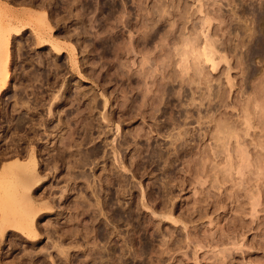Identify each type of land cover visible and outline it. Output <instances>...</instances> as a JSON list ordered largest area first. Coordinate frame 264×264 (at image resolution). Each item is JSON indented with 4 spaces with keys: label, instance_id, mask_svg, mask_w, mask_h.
I'll list each match as a JSON object with an SVG mask.
<instances>
[{
    "label": "rangeland",
    "instance_id": "1",
    "mask_svg": "<svg viewBox=\"0 0 264 264\" xmlns=\"http://www.w3.org/2000/svg\"><path fill=\"white\" fill-rule=\"evenodd\" d=\"M83 1L91 8L83 24H77L73 16L80 12L82 3L75 4L73 16H68L61 9L68 0H57V8L46 0H0V41L5 30L11 29L4 37L13 55L12 79L0 91V220L11 200L9 194L14 192L11 188L17 184L11 172H4L2 167L19 160L16 153H22V159L26 160L25 150L32 146L60 147L61 141L50 133L63 124L64 131L59 136H67L66 124L72 123L74 127L78 107L73 101L75 93L80 89L99 93L103 90L97 79L101 73L99 64L105 63L108 68L114 57L105 60L99 47L91 48L99 43L96 35L101 22H106L118 44L130 50L121 61L135 63L136 74L130 82L111 68L105 93L111 103L107 113L113 114L114 122L105 126L109 132L105 138L95 132L90 145L106 147L109 160L107 164L96 161L94 181L98 189L100 181L111 180L107 190L116 193L119 178L103 172L108 167L123 174L127 193L106 208L105 218L98 210L79 218V212L70 209L60 218L50 217L46 211L36 218L38 224L34 229L38 237L32 232L26 235L8 228L9 237L0 247V263L68 264L65 257H59L61 249L70 250L69 264H101L98 259L94 263L90 256L98 258L97 254L106 246L107 249L122 246L125 257L116 252L106 262L112 259L117 264L122 258L119 264H264V57L252 60L257 76L250 78L244 64L247 48L241 46L249 43L255 25L254 14L249 13L264 4V0H105L107 4L104 0ZM111 7L117 9L115 18L109 14ZM243 9L250 11L246 15ZM37 16L50 18L51 33L45 22L31 19ZM63 17L67 20H62ZM83 30L88 36H76ZM56 43L64 47L60 54L52 47ZM54 52L60 57L58 65L64 82L51 92L46 90L49 85L46 74L54 68ZM88 54L91 62L99 65L97 68L84 65ZM73 58L78 59V66L71 63ZM43 60H50L52 67L48 68L49 63L44 64ZM144 61L147 75H156L155 85L152 78L146 81L139 73ZM164 77L170 81L166 89L173 93L169 99L162 88ZM68 83L72 89L64 114L53 118L48 114L50 104H54L50 94H61ZM150 87L155 102L169 100L171 116L178 117L183 112L180 128L159 131L170 114L166 117L159 114L157 122L139 116L143 94ZM121 88L127 90L130 100L135 97L138 101L129 114L118 112L115 96L122 102ZM133 88L137 90L134 94ZM72 115L74 118L69 121ZM21 116L30 123L24 129L17 126ZM40 122H46L48 130ZM185 131L189 133L186 152L182 151L175 160L177 155L171 144ZM137 134L151 137L150 142L147 136L140 139ZM126 135L130 147L119 150ZM39 136L41 141H37ZM139 147L143 152L136 155ZM153 150L170 157L173 167L168 168L169 162L151 164ZM41 158L45 162L48 156L44 154ZM65 174L62 165L55 174L50 170L43 174L44 183L35 187L37 198L45 197L41 203L53 199L60 205L64 201L62 191H68L67 206L77 203L78 197L82 200L84 184L70 182ZM56 203L55 209L60 210ZM116 210H123L126 220L115 222ZM90 215L95 216L98 230L109 232L108 243L101 242L95 234H87ZM72 217L76 222L67 224ZM74 228L84 233L70 239ZM131 240L132 244L127 243ZM27 250L41 257L35 256L30 262L25 258Z\"/></svg>",
    "mask_w": 264,
    "mask_h": 264
},
{
    "label": "bare ground",
    "instance_id": "2",
    "mask_svg": "<svg viewBox=\"0 0 264 264\" xmlns=\"http://www.w3.org/2000/svg\"><path fill=\"white\" fill-rule=\"evenodd\" d=\"M46 1L53 8H57V5H58L57 0H46ZM106 1H105V3H106ZM81 3H82V5L80 7L81 9L79 10L80 12H78V14L76 16H73L72 15L73 6H75V4L77 5V4H81ZM64 5H66V7L61 8V9H64L67 12L68 16L76 17L77 24H83L85 14L89 11V8H91V6H89L87 4L84 5L83 0H72V1L68 0V2ZM116 10H115V7H111V9L109 10V12H110L109 14L113 15V17H114V13L116 12ZM249 11H250L249 9H243V13L246 15H247V13H249ZM249 14H254V19H255L254 24L255 25H254V28L252 29V31L250 32V35H249L250 39L248 38L249 43L246 42L247 44L244 43L241 46H242V48H247V51L245 53L246 55L244 56L245 57L244 58V64H246L245 66L247 67L246 70L248 71V77L252 78V76H254V75L257 76L256 69H254L251 65L252 60L254 58L264 57V4H261L258 8H254L252 10V12L250 11ZM246 15H244V16H246ZM109 16H108V20H110ZM65 18L63 17L62 20H67ZM31 19L34 21H37V22L38 21L39 22H45L46 23L45 27L47 28V30L50 33L52 32L53 28H52V25L50 24V18H48L47 16H39V17L37 16V18L31 17ZM111 19H112V16H111ZM121 19H123V18H121ZM103 24H102V22H101V24H99V26H98L99 30L97 31V35H96V40H98L99 43L97 42V43L93 44V46H91V48L92 47L93 48L99 47V49L102 50L103 58L109 57V56L114 57V59L111 61L112 64L108 68L105 67V66H107L105 63L103 65L99 64L100 65L99 69L101 68V70H100L101 73H100V75L97 76V79H98L99 83H101L100 84L101 89H103V90H100V93L99 92H93V91L92 92L84 91L81 89L79 91L77 90L78 92L75 93L74 99H73V101L77 102V105H78V107L75 109V111L77 112L76 117L74 118L75 114H74V116L72 115L73 117L71 119H69L71 116L69 118L66 117L67 119H69V121H71L74 118V121H73L74 127L72 126L73 125L72 123L66 124L67 128H65V129L67 130L66 131L67 136H59V134H61L64 131V128H63L64 125L63 124L56 126L54 128L55 130L54 131L52 130V133H50L52 135V137H54L58 141H61L60 147L56 146L52 149V148H50V146L44 145L43 147H40V149H38V148H33V146L32 147L29 146L31 148H29L28 150L27 149L25 150L26 160L22 159V156H21L22 153L21 154L16 153L15 156H17V158L19 160H17L14 164H11L8 166L4 165V167H2L4 172H6V173L8 172V174L11 172V174L13 175V177L16 178V181H17V184L13 185L11 188V190L13 189L12 191H14V192L9 194L11 200H8L9 202L7 204V207H6V211L3 212L2 218L0 220V247H2V248H3V244L5 243V241L9 237V235L7 234L8 228L13 227L14 229H17L18 231L20 230L22 232H26L27 233L26 235H28V232H30V233L32 232L34 237H38L37 235L39 233L36 234L37 233L35 230L36 228L34 229V227H36L38 224L37 216H39L41 213L43 214V212L47 211L48 214L50 212V214H51L50 217L52 215H54V216H57V218H60L67 209H70L71 212H72V210L78 211L79 212L78 218H79L80 216L82 217V215L84 216L86 214H89V212L95 213V210H98V212L101 213V215L105 218L107 216L106 215V208L109 206L111 207V205L114 204L115 199L119 200L123 194L127 193V184L125 183L126 181L124 179L125 177L119 171L115 172L111 169H108V167H107V169H108V171H107L106 168H103V172H108L109 174H112V175L114 174L116 177L119 178V179L118 178L117 179H118V182L120 184V187L117 189L116 193H114V194L111 193L110 190L109 191L107 190V186H111V184H112L111 180L107 179L104 181H100V188H98V189L96 188L95 181H94L95 173L93 170H94V166L96 164V161L101 160V161L106 163L107 160H109V155L107 154L106 147L95 146V147L91 148L90 145L92 142V137L95 135V132L98 134H102L103 137L107 136L109 134V132L107 131L106 127L107 126L110 127L114 122L113 114L107 113L108 112L107 108L111 107V103L107 99V96L105 93V87L107 86L106 82L109 81L108 77L110 76L111 68L114 67V69L116 71L115 73L117 75H120V76L122 75L121 77L127 78V80L130 82H132V77L136 74V71L134 70L135 63L131 64L128 62H122L121 61L122 57H125L126 55L130 54V50L129 49L125 50V48L123 46H121V44H118L117 43L118 40L115 39V36L114 35L112 36L111 31H109L106 28V22H103ZM12 25H13V23H12ZM10 30H5L6 33L4 32V34L6 35L7 31L10 32ZM113 30H114V28H113ZM16 32H17V30H16ZM65 33L69 34L68 31ZM5 35H3L4 39H1V41H0L1 42L0 43V91L3 88V86H5V84L8 81H11V79H12V65L11 64H13V55L11 54V51H10L11 48H9V41L7 40V38L5 40V37H4ZM81 35L88 36V32L86 30L78 31L76 36L81 37ZM49 37H51V35ZM72 37H74V36H72ZM109 37H112L110 41L108 39ZM2 40L3 41L5 40V41L3 42ZM40 41L41 40H39V42ZM41 42H43V41H41ZM52 47H54L55 51L58 54H60L62 51H64V47L59 43L53 44ZM74 52H75V49H72V53H74ZM57 53L54 52L55 58L53 57L54 59L52 61L53 67L55 69L50 68L49 74L48 73L46 74V78H47L46 82L47 81L49 82V85L47 84L48 87L46 90H49L51 92L57 86H59L60 82H64L62 79L63 76L60 74L61 66L58 65V64H60L58 62L60 60V57L58 56ZM89 56H90V54H88L84 58V59H86V62H84L85 63L84 65L86 66V68H89L90 66L97 68L99 65L96 64V62H91L92 59ZM103 58H102V60H103ZM106 59L107 58H105V60ZM47 60L46 61L43 60V63L44 64H45V62L49 63V64H46V65H48V68L52 67V65L49 66L50 60H49V62ZM77 60L75 58H73V60L71 61L73 66L79 65ZM102 60H100V62ZM97 63H99V62H97ZM146 65H147L146 61L141 63L142 69L140 70L139 73L142 76V78H144V80H146V81H147V79L152 78V80H153L152 84L155 85L156 75H154L153 73H149V75H147L148 73L146 72V69H145ZM46 68H47V66H46ZM52 69H54V70H52ZM91 71L93 73H95L96 69L91 68ZM84 72H86V69ZM80 73L81 72H79V74ZM167 80L168 79L166 77H164L162 79V88H163L164 94L167 95L168 99H169L171 96H173V93L171 92L170 89H166V86L170 83V81H167ZM102 83H104V84H102ZM60 87L61 88L64 87V84H62ZM71 89H72V85L68 83L67 85H65L63 92L61 91L62 92L61 94H54V95L50 94V100L54 103L52 106L50 104V110H48L49 111L48 114H52L51 117L58 118L57 116H59L60 114L61 115L64 114L63 113L65 111L64 107H66L68 102H69L70 97H68V93H71ZM136 91L137 90L135 88H133L131 93L134 94V92H136ZM153 94H154L153 88H151V87L147 88L146 92L143 94L144 99H143V102L141 104L142 110L141 111L139 110L140 111L139 116H141L144 119H149L150 121H156L157 122L159 119V114H162V116H164V117H166L167 115L170 114L168 112V108H170V107H168V106H170L171 103L169 102V100L166 102H164L163 100H159L157 103L153 99L154 98ZM119 96H120V98H122V102H120L119 97L117 98V96H115L117 103H119V105L117 106L119 108L118 112L120 114H124V113L129 114L130 111H132V108H135V104L138 102L137 99L135 97H133L130 100V98L128 97L127 90L123 89V88L120 89V95ZM150 97H152V98H150ZM150 99H151V101H150ZM60 111H62V112L60 113ZM70 112H71V108H70ZM127 112H129V113H127ZM179 114L180 115L178 117L177 116L173 117V116H171V114L169 117L167 116V120L163 125L164 127H161L159 131L164 130V129H169V127L180 128L181 127L180 119L183 118L184 114H183V112H179ZM124 116L125 115H121V117H124ZM59 118H60V123H62L61 122V119H62L61 116ZM66 118H64V119H66ZM69 121L67 120V122H69ZM28 123H29V121H28ZM28 123H27V117H25V116L19 117L18 122H17L18 129H21V128L24 129L25 126L28 125ZM32 124H34V122ZM39 125H42V127L45 126V129L48 130V126H47L48 124H46V122L45 123L40 122ZM33 126H34L33 128L37 127V126L35 127V125H33ZM27 127L31 128V126H27ZM33 128L31 130L34 131L35 129H33ZM159 131H157V132H159ZM15 132H17V128H16ZM188 134H189L188 131H185L184 133H180L178 135V137L174 139V142H172L171 146H173L175 148L176 155H177V158L175 157V160L179 159V157H180L179 155L182 151L186 152L185 150L187 148V136H188ZM35 135H36V133H35ZM144 136H147V135H143V136L141 135L140 136V134H137V137H139L140 139ZM93 139H94V137H93ZM147 139H148V143H149L151 140V137L147 136L146 140ZM39 140L40 141L42 140L41 136H39V139H37V141H39ZM93 141H95V140H93ZM126 146L130 147V139L127 135L124 136L123 140L119 143L118 148H119V150H123V149H125ZM34 147H35V145H34ZM154 148H155V146H154ZM142 149L143 148L139 147L136 150V155L142 154V152H143ZM165 149H169V147L165 148ZM144 150H146V149H144ZM147 151H149V150L147 149ZM156 151H158V150H156ZM156 151H154L153 153L151 152L152 153L151 158H150L151 164L159 165L160 162H165V163L169 162L168 168L173 167V165H174L173 160L174 159L172 160L173 162H171V158L168 157L164 152L158 153ZM25 153H23V154L25 155ZM44 154L48 156V158L45 159V162H43V160L41 158L42 156H44ZM0 159H1V157H0ZM60 165H62L64 167V171L66 173L65 177H68L70 182L78 184L81 181L80 183L84 184L83 188L85 190V193L83 195H85V196L80 197V199H82V200H79V197H78V202L76 201L77 203L74 202L73 205L70 204L69 206H67L66 203H68L69 201H68L67 196L65 194L68 191H62L61 198H63L64 201H63V203H60L61 206L59 205V202H57L58 203L57 204L53 199H51L48 202L41 203L40 201H42L45 197L43 195V198H37V195L35 192V189H36L35 187L37 185H42V183H44L43 182V180H44L43 174L47 170H50L53 174H55L56 171H59ZM60 172L62 173V170ZM6 173H3V174H6ZM6 191L8 193V190H6ZM92 201H96V204H91ZM55 203L58 205V208H60V210L55 209L56 208ZM62 205L65 207H63ZM70 206H72V208ZM92 210H93V212H92ZM122 211L116 210L113 213L115 222L124 221L125 215L123 214ZM16 215L18 217H16ZM92 215H90L88 217L89 222L87 224L88 226H86L87 227L86 228L87 234H91V233L95 234V237L97 239H99L101 242L108 243L110 240L109 232L106 229H102V230L99 229L98 230V228L95 227L96 226L95 222L97 220L95 219V216L92 217ZM101 215H100V217H101ZM40 217H42V215ZM127 217L130 218L131 214ZM76 220L72 217V219L70 218V220H67L66 223L67 224L75 223ZM83 231L77 230L75 228L72 229L70 239L75 238L76 236H78L81 233H84ZM56 232H58L57 229H56ZM48 235H50V232H48ZM3 238H5V240H3ZM127 243L132 244V240L130 242H127ZM30 244H31V242H30ZM33 244L35 245V243H33ZM12 246H14L13 243H12ZM31 246H30V248H31ZM56 248H57V246H56ZM116 248L110 247L107 249V246H106L105 248L101 249V252H99V253L97 252L98 258H96V256L94 257L92 255L90 257L94 263H96V260L98 259L99 262H101V264H105V263L115 264L114 263L115 260L113 262H111L112 259H108V261L106 262V258H108L111 255H115L116 252H119V255L121 257H125V255H126V252L122 246L119 247L118 249H116ZM58 251H59V257L60 256L65 257V260H66L65 262L69 264V261L71 259V256H69L70 250H61L60 249ZM33 253L34 252L31 250V252L28 251L27 254L25 255V258L30 260V262L31 261L33 262L35 260V256L41 257L39 254L34 255ZM1 261H3V259ZM120 261L122 263V258ZM120 261L118 260V263L117 262L116 263L119 264Z\"/></svg>",
    "mask_w": 264,
    "mask_h": 264
}]
</instances>
